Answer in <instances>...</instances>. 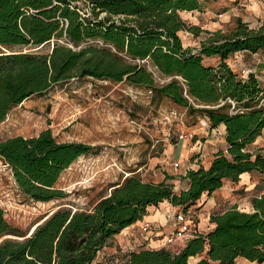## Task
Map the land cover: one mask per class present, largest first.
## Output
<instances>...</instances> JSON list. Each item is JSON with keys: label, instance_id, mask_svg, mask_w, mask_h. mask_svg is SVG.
I'll return each instance as SVG.
<instances>
[{"label": "trees", "instance_id": "obj_1", "mask_svg": "<svg viewBox=\"0 0 264 264\" xmlns=\"http://www.w3.org/2000/svg\"><path fill=\"white\" fill-rule=\"evenodd\" d=\"M200 5V0H0V121L55 84L91 77L125 81L189 114H202L210 129L223 125L225 141L207 166L198 162L185 170L181 179L186 186L179 190L167 180L172 175L148 181L130 173L111 184L91 208L60 206L30 231L9 221L0 205V239L15 235L0 240V264H101L96 257L109 239L142 219L151 205L168 201L186 211L200 206L226 180L237 182L242 173L264 178V148L249 147L264 130V81L253 72L243 78L227 63L237 52L264 49V19L250 28L237 18L233 28L207 32L193 49L183 45L179 32L198 35L200 29L188 26L179 12ZM50 42L51 49L41 52ZM206 58L216 63L205 64ZM93 150L86 142L58 140L49 128L0 139V158L22 194L35 201L64 197L56 186L61 173ZM261 187L251 198L252 210L232 205L213 211L212 226L200 229L178 250L132 248L123 264H236L237 257L262 264Z\"/></svg>", "mask_w": 264, "mask_h": 264}, {"label": "rangeland", "instance_id": "obj_2", "mask_svg": "<svg viewBox=\"0 0 264 264\" xmlns=\"http://www.w3.org/2000/svg\"><path fill=\"white\" fill-rule=\"evenodd\" d=\"M200 4L198 10L179 12L188 26L200 29L198 35L187 30L179 32L183 45L193 49L200 46L207 32L233 28L237 18L250 28H257L264 19V0H200ZM94 43L101 45L99 41ZM52 45L53 42L47 43L40 51L48 52ZM204 63L215 64L216 59L206 58ZM227 63L243 78L253 72L264 81V49L254 54L237 52ZM45 128L58 140L89 143L94 152L80 155L63 170L56 186L63 190L64 197L48 201L26 198L11 168L0 158V205L5 208L8 220L24 231H30L43 215L60 206L91 208L109 191L111 184L130 173L148 181L172 175L167 180L174 182L175 189L179 190L184 186L181 175L189 163L207 162L204 156L197 157L198 147H221L223 143L221 134L218 136V130L210 129L204 115L189 114L186 108L166 98L155 99L151 92L125 81L91 77L55 84L14 107L0 121V139L17 134L35 135ZM249 147L252 151L264 148V131ZM174 162L178 166L174 167ZM225 184H228L227 196L216 209L205 213V209H200L202 203L188 208L197 220L204 221L202 232L209 229L213 211L232 205L252 210L251 198L260 192L264 178L254 172L244 185L239 180H226ZM176 247L168 248L178 250ZM113 253L117 251L106 254L101 264H123L122 257L118 254L114 257ZM236 264H253V261L237 257Z\"/></svg>", "mask_w": 264, "mask_h": 264}, {"label": "crops", "instance_id": "obj_3", "mask_svg": "<svg viewBox=\"0 0 264 264\" xmlns=\"http://www.w3.org/2000/svg\"><path fill=\"white\" fill-rule=\"evenodd\" d=\"M213 131V130H212ZM264 131V130H263ZM221 134V140L223 143H221V147H225V141L223 136V125H220L218 127V136ZM209 139H206L208 141ZM210 142H212L210 140ZM219 147L208 145L202 146L200 149L198 147L197 152H199L198 158H201L204 156L206 159V164L203 163V160H200V163H202L204 166H207L210 163V160L213 156V153L218 149ZM194 158V160L198 158ZM203 158V157H202ZM197 165V162H190L187 168L194 167ZM186 168V169H187ZM185 171L182 173L184 174ZM254 173V172H253ZM251 172H245L241 174V177L239 179L240 184H246L249 182V178H251V175L253 174ZM182 183L186 186V182L182 180ZM228 184H224L214 190L211 195L205 196L202 198V207L200 209H205V213H209L210 211L216 209L219 206V203L225 196H227L226 188ZM174 209H177V206L172 205L168 201H163L159 205H151L148 208V213L143 216L142 219L137 220L136 222L126 226L124 229H122L121 232L115 234L111 239H109L108 244L104 245V247L99 251L96 260L98 262L102 261L106 254H109V252H116L114 257L118 254L122 258L125 255L126 251L132 248H140V247H159L163 240V236L167 234L173 227L175 221L174 217L172 215V212ZM206 218V217H205ZM143 221H151L159 225L160 229L155 232L156 235H146L144 236L143 233L140 231V224ZM210 227L212 226V223L209 221ZM204 224V221L201 219L198 220V227L199 229L202 228ZM209 227V228H210ZM161 235V236H160Z\"/></svg>", "mask_w": 264, "mask_h": 264}, {"label": "built area", "instance_id": "obj_4", "mask_svg": "<svg viewBox=\"0 0 264 264\" xmlns=\"http://www.w3.org/2000/svg\"><path fill=\"white\" fill-rule=\"evenodd\" d=\"M144 61V60H143ZM191 135V134H190ZM174 167L178 166V162H174ZM174 217V225L172 229L163 236V240L159 247H169L176 245L179 249L191 236L196 234L200 229L198 220L194 213L190 210L174 209L172 212ZM140 231L156 235L155 232L160 229L159 225L151 221H143L140 224Z\"/></svg>", "mask_w": 264, "mask_h": 264}, {"label": "water", "instance_id": "obj_5", "mask_svg": "<svg viewBox=\"0 0 264 264\" xmlns=\"http://www.w3.org/2000/svg\"><path fill=\"white\" fill-rule=\"evenodd\" d=\"M49 123V122H48ZM32 230V229H31ZM7 237H13L12 235H7Z\"/></svg>", "mask_w": 264, "mask_h": 264}]
</instances>
